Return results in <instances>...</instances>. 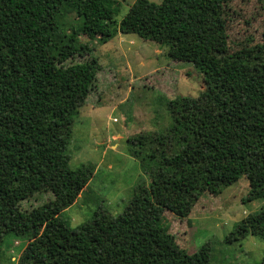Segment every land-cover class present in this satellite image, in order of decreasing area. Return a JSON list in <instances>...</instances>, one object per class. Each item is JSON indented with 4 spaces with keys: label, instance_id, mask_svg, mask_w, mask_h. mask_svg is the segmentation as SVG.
<instances>
[{
    "label": "trees",
    "instance_id": "obj_1",
    "mask_svg": "<svg viewBox=\"0 0 264 264\" xmlns=\"http://www.w3.org/2000/svg\"><path fill=\"white\" fill-rule=\"evenodd\" d=\"M230 1L134 0L117 22L116 0H0V113L17 132L50 126L31 145L0 135V249L6 235L24 240L15 264H209L207 243L193 252L180 247L163 212L185 218L201 194H218L241 177L245 201L263 204L231 234L264 240V38L213 57L200 27L207 11ZM117 33L166 47L169 58L197 69L203 88L186 105L168 100L174 119L166 127L127 137L148 181L122 211H95L73 227L62 212L94 166L72 168L67 144L100 70L89 41L79 38L104 43ZM47 192L45 202L21 207Z\"/></svg>",
    "mask_w": 264,
    "mask_h": 264
},
{
    "label": "rangeland",
    "instance_id": "obj_2",
    "mask_svg": "<svg viewBox=\"0 0 264 264\" xmlns=\"http://www.w3.org/2000/svg\"><path fill=\"white\" fill-rule=\"evenodd\" d=\"M116 1L114 20L118 22L134 0ZM200 27L213 57L260 43L264 38V0H231L212 8L203 15ZM79 39L89 41L100 70L73 118L67 144L72 168L80 163L94 166L88 186L62 212L73 227L89 220L95 211L109 215L122 211L135 186L148 181L138 160L127 152V137L166 127L174 119L168 100L176 98L186 105L203 88L201 74L191 63L169 58L166 47L153 41L130 33H117L104 43L97 38ZM45 128L50 130L46 124L39 129L27 125L23 132H17L18 124L0 113V135L9 137L15 146L33 144ZM51 130L57 132L56 128ZM247 191L248 182L241 177L218 194H201L185 218L163 212V225L188 252L207 243L209 264H259L264 240L251 234H231L238 221L263 204L258 199L245 201ZM51 197L50 192L35 193L21 207L30 209ZM24 244L12 235L4 236L0 262L15 264Z\"/></svg>",
    "mask_w": 264,
    "mask_h": 264
},
{
    "label": "crops",
    "instance_id": "obj_3",
    "mask_svg": "<svg viewBox=\"0 0 264 264\" xmlns=\"http://www.w3.org/2000/svg\"><path fill=\"white\" fill-rule=\"evenodd\" d=\"M119 34V33H118Z\"/></svg>",
    "mask_w": 264,
    "mask_h": 264
}]
</instances>
